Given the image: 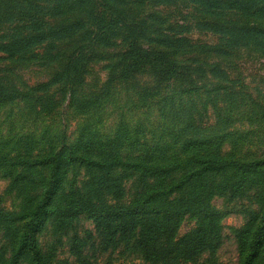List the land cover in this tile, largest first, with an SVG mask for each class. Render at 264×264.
Listing matches in <instances>:
<instances>
[{"label":"trees","instance_id":"trees-1","mask_svg":"<svg viewBox=\"0 0 264 264\" xmlns=\"http://www.w3.org/2000/svg\"><path fill=\"white\" fill-rule=\"evenodd\" d=\"M9 1L0 0V21L6 18L8 22H25V32L7 42L0 41V50L12 53L32 46L43 36L34 33L42 22L26 14L27 1H18L14 8L16 15L8 8ZM190 1L196 5L199 16H207L197 26L218 34L222 40L253 46L264 54V28L249 26V21L226 20L227 12L264 17V0ZM89 2L97 11V28L66 59L62 79L69 96L84 81L97 46L117 26L141 24L122 16L114 1ZM73 30L60 28L53 33ZM181 42L180 58L176 59L170 48H148L133 39L121 54L118 72L110 77L111 82H129L137 69L145 67L163 86L185 88L166 92L160 99L166 112L163 118L170 127L166 134L149 141L154 145L167 143L168 147H149L126 154L127 137L116 134L95 138L87 132L69 140L63 127L54 147L39 150L31 158L29 154H16L0 161V177L12 178L16 188L26 191L35 188V194L21 199L17 211H0V227L12 229L10 235L16 236L14 244L0 246V264H56L54 249L43 242L44 236L50 228L69 229L68 225L83 214L92 220L93 230H85L83 236L74 231L70 236L77 264H93L88 259L95 252H107L108 259L116 251L127 252L143 264L197 262L204 255H214L222 244L221 216L213 199L246 195L251 196L257 209L233 231L237 264H264V150L243 158L222 149L221 140L227 136L203 139L189 136L186 129L191 128L195 116V73L200 66L192 57L196 44L192 50L190 44ZM201 95L213 99L206 90ZM10 99L12 94L0 84V101ZM160 102L156 101L158 107ZM187 215L195 218L196 225L179 236L181 220ZM103 264L113 263L105 260Z\"/></svg>","mask_w":264,"mask_h":264},{"label":"rangeland","instance_id":"rangeland-1","mask_svg":"<svg viewBox=\"0 0 264 264\" xmlns=\"http://www.w3.org/2000/svg\"><path fill=\"white\" fill-rule=\"evenodd\" d=\"M18 1L10 0L8 5L15 15ZM26 1V14L42 22L34 33L43 38L23 50L12 53L0 50V84L12 94V99L0 101V161L16 154H29L31 158L39 150L43 152L54 147L63 127L69 140L87 132L95 138L120 134L129 140L124 149L126 154L149 147H168L167 143L154 145L149 139H158L170 127L163 118L166 112L160 99L166 92L182 88L163 86L145 67L137 69L138 73L129 82L110 81L111 75L120 68L121 54L133 39L148 48H170L169 52L176 59L180 58L181 41L190 44L192 50L196 44L192 57L200 67H196L195 73V116L191 128L186 129L190 137L227 136L221 140L222 149L243 158L264 150V54L253 46L222 40L218 34L197 26V22L207 16H199L196 5L190 0H111L122 16L141 24L119 25L97 46L84 81L70 96L65 91L62 70L72 50L95 32L97 11L89 0ZM233 13L227 12L226 20L249 21V26L255 24L264 28V17ZM24 23L8 22L3 18L0 41L7 42L25 32ZM60 28L75 30L53 33ZM185 48L188 49H182ZM205 90L212 100L209 96L202 97ZM156 101L161 103L160 107ZM28 194H35V188L29 191L16 188L12 178L0 177V211H17L21 199ZM212 202L221 216L223 239L220 248L214 255H204L197 262L174 261L172 264H237L233 231L246 222L257 205L250 195L234 199L218 196ZM195 225V218L183 217L178 235ZM66 228H50L43 242L54 249L56 264H77L70 248V236L74 231L83 236L85 230H93L92 220L83 214ZM10 231L12 229L0 227L2 248L16 241ZM107 256V252H95L90 259L86 255L85 258L93 264H103L105 260H112L113 264H143L124 251H116L108 259Z\"/></svg>","mask_w":264,"mask_h":264}]
</instances>
